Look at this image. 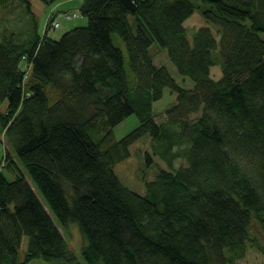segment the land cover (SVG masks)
Masks as SVG:
<instances>
[{"label":"trees","instance_id":"trees-1","mask_svg":"<svg viewBox=\"0 0 264 264\" xmlns=\"http://www.w3.org/2000/svg\"><path fill=\"white\" fill-rule=\"evenodd\" d=\"M17 1L25 32L0 40V140L4 131L17 158L9 153L13 179L0 173V264H82L46 207L62 225L78 223L87 264H238L250 249L264 259V0H240L248 13L221 0H81L87 23L57 39L49 25L38 33L29 0ZM196 9L220 26L219 39L204 28L188 36ZM154 40L182 83L153 63ZM23 60L35 77L28 96ZM165 89L176 102L158 122ZM131 114L136 125L117 138L114 126ZM143 136L144 163L157 173L143 174L138 192L113 167Z\"/></svg>","mask_w":264,"mask_h":264},{"label":"rangeland","instance_id":"rangeland-1","mask_svg":"<svg viewBox=\"0 0 264 264\" xmlns=\"http://www.w3.org/2000/svg\"><path fill=\"white\" fill-rule=\"evenodd\" d=\"M31 5V10L35 15V20L37 23V31L39 34L43 33V26L45 23V19L47 16V13L51 10V8H67L66 10L69 12V14H72L74 11L77 13V16H74L72 18H58L59 26L52 29L49 32V36L57 39L59 38L65 31L69 30L70 28L74 26H80L85 25L87 23V17L84 16L78 9V4L76 1L72 0H54V1H47V0H29ZM18 1H15L11 4L9 9L6 11L2 10L0 8V37H1V28H4V26L9 27L11 32H25V29L27 27L29 19L26 15V7L23 4L22 6ZM25 8V9H24ZM8 19L9 23H5L2 21V19ZM130 22L134 25V16H129ZM204 21L201 18V15L198 13L197 9L191 14V17L186 20L187 27L190 29L198 26L199 24H203ZM10 24V26H9ZM135 29V26H134ZM261 36L264 37V32H261ZM114 42L121 46L126 61H127V52L124 45L123 40L120 38V36L117 33L113 34ZM155 52V60L158 65L164 64L166 65L172 73H175L174 66L169 62L167 55L161 51L157 50L156 48L153 49ZM20 65L22 67L26 66L25 61H21ZM127 65V64H126ZM213 75L215 77H218L220 74L219 66H215L212 69ZM177 81L182 83L181 76L173 75ZM185 86H192L191 82H188ZM176 102V94L174 92H171L169 89L164 90V95L161 99L155 102L154 109H155V117L158 122H164L169 118V113L166 111V107H171ZM199 112V111H198ZM198 112L190 113L188 115L189 118H193L195 115L198 114ZM137 123V119L135 114H131L124 118L120 123H118L113 128V132L117 138L121 137L126 131L134 127ZM147 136H143L142 138L134 141L130 146V156L126 158L125 160H122L121 162L117 163L114 167V172L117 174V176L121 179V181L129 186L130 188L138 191L143 192L144 190V179L143 174H146L147 179L151 178L157 173V169L153 168L150 169V167H146L144 163V152L147 149V147L150 148L151 145V138H146ZM146 138V139H145ZM14 148L12 145H7L4 141V138L2 137L0 140V163L3 161L4 156L7 151L10 152L14 156V159H17L14 155ZM151 151V149H150ZM154 163L158 167H165L164 163L158 159L155 158ZM0 170L4 172L6 177L8 179L14 178V173L8 170L6 167L0 166ZM23 172H26V169H22ZM27 179L31 181V178L26 173ZM42 201H44V197L40 193L39 190H36ZM48 208V207H47ZM48 211L50 213V216L52 217L53 221L60 227L63 228L64 234L68 238V242H70V246L77 256L78 260L81 261L82 264H87V262L82 257V246H83V238L81 239L82 235L79 230V226L77 222H70L67 226H63L61 222L58 220L56 214L48 208ZM26 247V237H24L22 241V249ZM52 264L46 260L39 259V260H33L28 264ZM238 264H264V259L262 255L254 250L250 249L244 257L238 260Z\"/></svg>","mask_w":264,"mask_h":264},{"label":"bare ground","instance_id":"bare-ground-1","mask_svg":"<svg viewBox=\"0 0 264 264\" xmlns=\"http://www.w3.org/2000/svg\"><path fill=\"white\" fill-rule=\"evenodd\" d=\"M17 1V0H16ZM74 1H76V2H78V3H80L81 4V0H74ZM223 3H227V4H229V5H231V6H233V7H235V9L237 10V11H241V12H243V13H248V12H250V8L249 7H247L243 2H241L240 0H221ZM15 2V1H14ZM20 4V3H19ZM21 6H22V4H20ZM52 9L53 8H51V10L49 11L50 12V14H51V20H45V23H44V26H43V33L46 31V27H47V25H49V30H47L48 31V33L52 30V29H54V28H56V27H58L59 26V21H58V18L60 17V18H65L64 16H69V14H66V12H64L63 10H66V9H63V5H62V8H60L61 10L59 11V13L60 14H63L64 16H54L53 15V13H52ZM7 12V11H6ZM199 13V12H198ZM83 14V13H82ZM200 14V13H199ZM84 16H86L87 17V21H88V15H86V14H83ZM131 15V14H130ZM129 15V16H130ZM201 15V14H200ZM191 17V15L186 19V20H188L189 18ZM201 18L203 19V21H204V23L203 24H199L198 26H196V27H194V28H192V29H190L189 30V28L187 27V24H186V20L184 21V26L186 27V29H187V34H188V36H192L193 35V33L196 31V30H198V29H208V31L210 32V33H213V35H214V37H216V39H219V36H220V33L217 31L218 29H220V26L219 25H214V24H212V23H210V22H207V19L205 18V17H203L202 15H201ZM128 20H129V17H128ZM245 20V19H244ZM2 21H4L5 23L7 22V23H9L8 22V19L6 18L5 20L4 19H2ZM30 21H32V22H35L36 23V20H35V16H34V18H33V20H30ZM243 21V20H242ZM134 22H135V17H134ZM247 22V21H246ZM129 23H130V25H131V27H132V31H134L135 32V30L136 29H134V26H135V23H134V25L130 22V20H129ZM36 25H37V23H36ZM9 26H10V24H9ZM11 29V28H10ZM9 29V27H6V26H4V28H1V37H0V40L3 38V36H5V35H8V36H6L5 38L6 39H8V40H10V41H12V43H14V42H17V38L15 37V36H13V35H9V34H11V30ZM42 33V34H43ZM42 34H40V35H42ZM114 34V33H113ZM5 38H3L2 40H4ZM112 39L114 40V37H113V35H112ZM124 42V41H123ZM124 45H125V42H124ZM154 48H156L157 50H161V51H165L166 52V50H165V48H163V47H161L160 45H159V43H157L155 40L152 42V44L150 45V47H149V49H148V52H149V54L151 55V57H152V61H153V63L155 64V65H158L157 63H156V60H155V52L153 51V49ZM164 52V53H165ZM166 55H167V53H165ZM24 61V60H23ZM21 63V62H20ZM20 63L17 65V68L19 67V70L22 72V77H21V80H20V86H21V88H26V90L24 91V94H25V96H28L29 94H30V91L27 89V87H29V84L34 80V78L35 77H33V75H32V69H31V65L30 64H28V63H26V66L25 67H22L21 65H20ZM161 65V64H160ZM169 69V68H168ZM170 70V69H169ZM170 72H171V70H170ZM177 74V72H175V73H172L171 72V75L173 76V75H176ZM215 77V76H214ZM216 78V77H215ZM176 94V93H175ZM177 95V94H176ZM5 104H6V102H4L3 104H2V106H1V109H3L4 107H5ZM168 108H170V107H168ZM199 111V112H198ZM198 111H196V112H198V114L197 115H199L200 113H201V110H198ZM190 113H194V112H190ZM190 113H187L186 115H189ZM4 138V141H5V143L7 144V145H11V144H9V142L7 141V139H6V136H5V133H4V131H2L1 132V138ZM9 151H7L6 152V154H5V156H4V159H3V161L0 163V166H2V167H6L8 170H10L11 172H13L14 173V171H12L11 170V167H12V163H11V158L9 157ZM13 158H14V156L12 155V154H10ZM10 164H11V167H10ZM114 167H115V165H114ZM114 167H113V171H114ZM0 173L1 174H3L4 176H6L5 174H4V172L2 171V170H0ZM26 173L29 175V177L31 178V176H30V174H29V172L26 170V172H24V176H25V178H26V180L28 181V183L32 186V188L36 191V190H38L37 189V187L34 185V183H33V180H32V178H31V181H29L28 179H27V176H26ZM115 173V172H114ZM15 174L16 173H14V177H15ZM116 174V173H115ZM117 175V174H116ZM119 178V177H118ZM120 179V178H119ZM120 181H121V179H120ZM122 182V181H121ZM123 183V182H122ZM124 184V183H123ZM126 185V184H125ZM41 193V192H40ZM36 194L38 195V193H37V191H36ZM38 197H39V199L42 201V199L40 198V196L38 195ZM43 202V201H42ZM44 203V202H43ZM45 204V203H44ZM47 208V207H46ZM48 209V208H47ZM55 223V222H54ZM56 224V223H55ZM68 225V224H67ZM66 225V226H67ZM56 226L59 228V230H60V232L65 236V238H66V240H67V242L69 241L68 240V238L66 237V235L64 234V230H63V228H60L57 224H56ZM64 226V225H63ZM80 230V229H79ZM81 233V232H80ZM81 239H82V237H81ZM84 241V240H83ZM27 242V241H26ZM70 242H68V244H69ZM69 247H70V249L72 250V248H71V246H70V244H69ZM21 249H22V245H21ZM23 250V249H22ZM73 251V250H72ZM75 254V253H74ZM244 257V256H243ZM239 259H241V258H239ZM36 260H39V259H36ZM33 261V260H32ZM31 262V261H30ZM29 262V263H30ZM50 263H52V262H50ZM28 264V263H27ZM35 264H38V263H35ZM53 264V263H52Z\"/></svg>","mask_w":264,"mask_h":264},{"label":"crops","instance_id":"crops-1","mask_svg":"<svg viewBox=\"0 0 264 264\" xmlns=\"http://www.w3.org/2000/svg\"><path fill=\"white\" fill-rule=\"evenodd\" d=\"M69 1H72V0H69ZM76 3H78V2H76ZM67 9V8H66Z\"/></svg>","mask_w":264,"mask_h":264}]
</instances>
